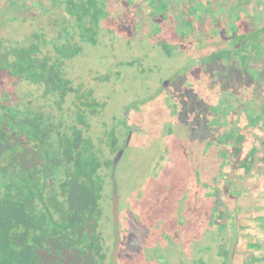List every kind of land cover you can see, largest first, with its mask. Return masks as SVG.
<instances>
[{
    "label": "rangeland",
    "instance_id": "obj_1",
    "mask_svg": "<svg viewBox=\"0 0 264 264\" xmlns=\"http://www.w3.org/2000/svg\"><path fill=\"white\" fill-rule=\"evenodd\" d=\"M148 1L143 3L153 8ZM196 1L204 10H217L215 24L206 31L214 37L213 43L223 45L216 50L225 48L229 37L221 18L224 4L221 0H189L183 2L185 6L178 5L182 18L190 20L189 26L194 22L191 9L197 7ZM170 2H160V10L152 11L150 17L144 16L147 6L135 17L132 9L137 5L129 1L116 4L114 11L108 9L118 16L120 25L125 23L123 28H116L108 40L100 36L96 46L80 41L81 50L67 70L72 71L74 87L91 80L95 85L98 69L109 72L111 78L103 80L106 116L121 136L130 128L128 121L138 127L115 175L123 231L118 264H264V59L250 65L246 58L252 53L246 51L236 60L238 64L227 62L229 73L202 74L193 56L203 36L198 35L193 43L188 31L177 33L173 25L182 18ZM246 3L254 11L263 8L257 0ZM135 21L140 25L135 26ZM219 26L222 31L217 30ZM32 28L36 25L8 22L0 32L10 39L5 43L16 45L24 42ZM30 40H35L33 35ZM52 48L44 47L41 53L48 51L55 57ZM244 49L264 54L254 44ZM136 55L142 57L141 62ZM192 65L197 71H192ZM3 85L10 86L12 97L22 98L25 104L57 115L64 110L65 104L57 103L61 97H48L44 86L34 81L12 84L0 77V99ZM251 120L261 123L255 126ZM119 137L117 142L123 145ZM108 140L116 141L113 136ZM106 183L101 224L108 262L114 249L112 179L111 187ZM171 226L173 233L162 232Z\"/></svg>",
    "mask_w": 264,
    "mask_h": 264
},
{
    "label": "flooded vegetation",
    "instance_id": "obj_2",
    "mask_svg": "<svg viewBox=\"0 0 264 264\" xmlns=\"http://www.w3.org/2000/svg\"><path fill=\"white\" fill-rule=\"evenodd\" d=\"M170 1L174 10L177 12L179 19L182 18L184 14H182L177 8L179 5L177 0ZM246 1L247 0H221L225 6V12L221 15V18L227 24L225 30L228 28L226 35L229 37L228 40H223L226 44L224 46L225 48L221 50H216V47H221L223 45L213 43L214 37H210V34L206 31L209 26L215 24L217 20L216 17L218 16V12H216L217 10H204V8H201L202 5L199 6L200 3L196 1L194 6L196 4L198 5L195 7L197 10L194 12L192 11L194 17L192 29L187 24L183 23L188 21L183 18L176 24V30L179 35L186 31H188L187 34H189V32L192 31L190 35L193 37V43L198 35L203 36L201 41L202 44L195 47V49L199 48L194 52L195 56H193L194 61L197 60V69L202 74L214 73L218 75L226 72L229 73L228 67L233 66V62L238 64L236 60H239V57L242 54H246V51L252 53L246 58L248 64L251 63L250 65H255V60L264 59V54L261 52L253 49H244L248 44H254L257 48L261 49V51L263 50L264 4L262 0H257L263 5V8L254 11L247 7ZM145 6H147V4L143 3L142 6L138 7L137 12L140 13L139 9ZM152 11L154 12L153 8L149 7L147 15L144 16L150 17ZM251 20L254 21V24L249 22ZM221 29L222 28L219 26L217 30L222 31ZM253 32H255L257 36L255 34H250ZM166 36L170 39L169 34ZM243 37H246V39H243ZM239 40L243 43L239 42ZM226 49L229 51H226ZM253 51L258 52L259 55L254 54ZM194 54L192 53V55ZM71 59L72 57H66L63 59L65 66L64 72L61 73V76L66 80L64 90H49V87L53 85L54 81L49 85L44 81L41 83H35L38 86H44V94H48V97H55L56 99L61 97L63 99L58 100L57 102L58 104L61 102L65 104L62 114L57 115L53 111L42 110L41 107L32 106L31 103L25 104L22 98L17 104V117L20 122L18 128L19 153L17 155V171L20 183L17 187L18 217L16 220V245L15 251H11V254H9L6 249H2L3 253L0 251V264H55L56 250L52 248L54 242L50 243L49 240L56 237V235H53L56 222H50V216H52L55 221L58 220L63 223V229L58 227L57 234H60L62 231L65 233V264H74L73 261H75L74 259L72 260V257L74 256L71 241L72 234H74L73 237L76 238L79 236L81 238L80 241H83L86 238L88 230L94 232V240L99 243V245H97L99 248L98 254L102 256L104 253V231L101 224V218L104 215V186L107 181L110 186L111 179L113 191L115 184L119 189L118 216L121 249V241L123 237L122 225L120 224L121 193L115 175L126 151L130 147L133 133L138 127H132L131 122L128 121V127L130 128L124 136H121L119 133L121 132L120 130L113 129V122L111 123L108 116H106V109L104 108L106 98L104 97L103 80L110 75L109 72L104 74L102 69H98L94 76V79L96 80L95 85L91 80L89 84H85L83 87L81 85L74 87L73 78L72 75H70V73L72 74V71H67L68 68L72 69L69 63ZM227 59L230 60L227 61ZM227 62H230V66H227ZM102 64L100 67H103ZM241 68L246 67L241 66ZM197 69L192 65V71H197ZM168 84L169 83L163 87V91H166ZM27 108H30L33 111L31 115L27 113ZM259 109L260 108L255 109L254 111ZM242 114L243 112L241 115ZM113 119L114 123L118 122L116 116ZM220 120L225 121L226 119L221 118ZM251 123L258 126L261 121L252 122L251 120ZM28 125L40 129H44L45 126L48 128L46 134L41 135L39 133L36 136L37 140L42 138L43 142L39 141L37 143V140L31 142L33 143L31 153L26 152L28 150V143L25 136V129ZM57 129L61 130L62 135L65 137L64 153L61 157L57 158V160L63 162L64 167L62 176L57 180V183H59L58 187L56 186L58 188V196L63 199L61 200L63 202H60L61 205L58 207L57 203L55 206V196H53V191H50L49 187L47 188L48 190L45 195L46 200H40V195L36 190L37 185L29 186L26 184L28 178H30L26 177L27 175H31V178L34 179L36 176L38 177L40 173H43V175H51L55 173L56 159L54 154H40L39 148L40 146L42 148L45 143H48V145H50V142L53 144L56 143L59 136V134H57ZM45 136H47V138H44ZM112 136L116 141L113 140L110 142L108 140ZM118 136H120V139L122 138V141L124 140L123 145H120L117 142ZM115 142L116 144H114ZM121 150L124 151L118 164L115 166V158ZM158 167H160V165ZM54 178H48V182H55ZM63 181L65 182V185H60V182ZM56 187L54 183L52 187L54 193ZM128 196L129 200H131V190L128 193ZM127 214L129 216V227L126 233L128 239H131V208L128 210ZM40 227H45V230L40 232ZM170 228L171 230L166 229V231L164 230L162 232L165 234H168L167 232L173 233V226ZM50 231L53 233L51 234ZM40 236L46 241L45 243H50V250H52L54 254L45 249L38 248L37 239L40 238ZM115 241L116 235L114 232V245ZM76 243L77 242L74 244ZM81 249L80 261H78V263L87 264L85 243L84 248ZM107 250L109 251V249ZM7 253L12 257L14 256L15 259L12 260L11 257H8L9 255ZM110 260L108 262H110ZM160 263L165 264V261Z\"/></svg>",
    "mask_w": 264,
    "mask_h": 264
},
{
    "label": "trees",
    "instance_id": "obj_3",
    "mask_svg": "<svg viewBox=\"0 0 264 264\" xmlns=\"http://www.w3.org/2000/svg\"><path fill=\"white\" fill-rule=\"evenodd\" d=\"M116 1L49 0L45 4L41 0H2L0 2V30L8 22L17 21L21 24L28 23L31 27L36 25V28H32L30 33H26L24 42H16V45H8L5 43L10 39L0 32V77L7 79L12 84L22 81V79L30 82L34 81L35 83L44 81L47 85L52 84V81H54L53 85L49 87V90H64L66 80L61 76L65 66L63 59L66 57H74L78 54L77 51L81 50L78 45L80 41H88L96 46V41L100 36L108 40L114 34L113 32L116 28H123L125 23L124 25H120L118 23V16L116 17L113 13L109 12V10L113 11L116 8L115 3L119 4L129 1L131 5H137V8L132 9V12L136 10L134 12L136 17L139 14L137 12L138 7L142 6L144 2V0ZM162 1H148L149 5H153V14L157 13V10H160L159 3ZM164 1L169 2V0ZM186 1L189 0H177V3L182 7L184 5L183 2L186 3ZM170 5H172L171 2ZM37 7L38 9H36ZM191 10L194 12L197 9L192 7ZM135 22V26L140 25L138 21ZM183 23L188 24L190 20ZM126 24L128 23L126 22ZM165 25L170 26L168 23H165ZM189 27L192 29L193 25ZM50 32L54 35L49 36ZM137 33L138 31L135 32V34ZM191 33L192 31L189 32V34ZM32 35L35 40H30ZM49 46H53L52 49L56 53L55 58L48 51L45 54L41 53L42 48H48ZM143 55L142 57L147 56L145 54ZM135 57L136 60H140L141 62L142 57H138V55ZM142 70L145 72L144 68ZM9 87L7 85L1 86V90L4 91V97L2 98L3 100L0 99V251L2 252V249H6L11 254V251H15L16 220L18 217L17 187L20 182L17 171V155L19 153L18 128L20 122L17 117V104L19 100L17 97H12L11 92L8 90ZM27 113L31 115L33 111L27 108ZM252 122L255 121L252 120ZM39 129L30 125L26 127L25 136L28 143V150L26 152H32L33 143L31 142L37 140L36 136L39 133L44 135L48 132L46 126L44 129H40V131ZM61 132V130L57 129L59 136L55 144L50 142V145H48V143H45L42 148L41 146L39 148L40 154H54L56 159L55 173L51 175H43V173H40L34 179L31 178V175L26 176L30 177L26 183L27 185H37L36 190L40 195V200H46L45 195L49 187L50 191H53L52 194L55 196V206L57 203V207L61 205L60 202H63L61 201L63 199L58 196L57 192L59 184L57 180L62 176L64 169L63 162L57 160V158L62 156L65 148V137ZM44 138H47V136ZM40 139L36 142H43V139ZM48 178H54L55 182H48ZM54 183L55 187L57 186L55 193L52 188ZM60 185H65V182H60ZM50 218V222H56L53 234L56 237L49 240L50 243L54 242L52 248L56 250L55 264H65V233L62 231L60 233L61 235L57 234L58 227L63 229V223L58 220L55 221L52 216ZM39 229L41 232L45 230V227H40ZM50 233L52 234L53 232L50 231ZM93 233L92 230H88L86 238L83 241H80L81 238L79 236L76 238L72 234L71 241L74 254L72 260H75L73 261L74 264H79L80 251L82 250L81 248H84V243L86 244L87 264H108L106 260L110 255L107 250L108 246L104 247L102 256L99 255V248L97 247L99 243L94 240ZM45 242L42 236H40L37 239L38 248L45 249L54 254L50 250V243ZM75 242L77 243L74 244ZM8 257H11L12 260L15 259L14 256L9 255Z\"/></svg>",
    "mask_w": 264,
    "mask_h": 264
},
{
    "label": "water",
    "instance_id": "obj_4",
    "mask_svg": "<svg viewBox=\"0 0 264 264\" xmlns=\"http://www.w3.org/2000/svg\"><path fill=\"white\" fill-rule=\"evenodd\" d=\"M167 85L165 83L164 87ZM124 150H121L117 157L115 158V166L118 164L120 157ZM119 189L118 186L115 184L114 191H113V218H114V232L116 235V241L114 245V249L112 252L110 264H117L118 262V254L120 250V230H119Z\"/></svg>",
    "mask_w": 264,
    "mask_h": 264
}]
</instances>
